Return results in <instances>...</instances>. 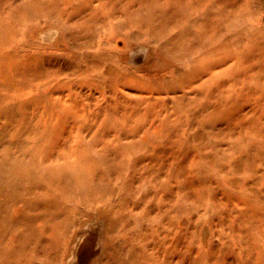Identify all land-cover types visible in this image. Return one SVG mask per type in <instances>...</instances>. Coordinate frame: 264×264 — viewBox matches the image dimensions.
Here are the masks:
<instances>
[{
	"label": "rangeland",
	"instance_id": "374dc122",
	"mask_svg": "<svg viewBox=\"0 0 264 264\" xmlns=\"http://www.w3.org/2000/svg\"><path fill=\"white\" fill-rule=\"evenodd\" d=\"M0 264H264V0H0Z\"/></svg>",
	"mask_w": 264,
	"mask_h": 264
},
{
	"label": "bare ground",
	"instance_id": "6f19581e",
	"mask_svg": "<svg viewBox=\"0 0 264 264\" xmlns=\"http://www.w3.org/2000/svg\"><path fill=\"white\" fill-rule=\"evenodd\" d=\"M18 171V170H17Z\"/></svg>",
	"mask_w": 264,
	"mask_h": 264
}]
</instances>
